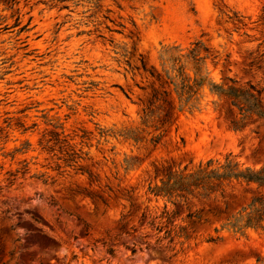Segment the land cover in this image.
<instances>
[{"label":"rangeland","instance_id":"obj_1","mask_svg":"<svg viewBox=\"0 0 264 264\" xmlns=\"http://www.w3.org/2000/svg\"><path fill=\"white\" fill-rule=\"evenodd\" d=\"M263 7L0 0V264H264L260 230L223 226L258 193L254 184L233 181L224 195L175 204L149 192L168 169L210 159L264 167V122L234 124L226 97L211 90L255 85L264 102V69L247 58L264 39L255 28ZM195 42L207 82L180 101L142 63L163 72ZM186 74L196 77L193 63ZM154 89L169 94L146 116Z\"/></svg>","mask_w":264,"mask_h":264},{"label":"trees","instance_id":"obj_2","mask_svg":"<svg viewBox=\"0 0 264 264\" xmlns=\"http://www.w3.org/2000/svg\"><path fill=\"white\" fill-rule=\"evenodd\" d=\"M229 19L237 23L238 29L245 26V18L242 15L234 13ZM256 29L262 28L264 31V7L262 12L255 21ZM246 36L249 34L245 33ZM263 37V35H261ZM256 40H259L257 38ZM253 42V40H250ZM200 43L195 42L194 47L187 54L171 55L170 69H164L158 72L154 66L147 68L143 61L142 68L148 72L151 77H155L161 86H173L175 92L179 96L180 101L189 102L195 97L199 89L206 82L207 77L201 76L200 62L203 57L200 56ZM247 58L251 68L264 69V39L261 40L255 48L248 50ZM193 63L196 77L191 78L186 74V63ZM174 74V75H172ZM199 76V77H197ZM211 90L214 94L224 95L228 101L229 111L234 115L233 123L236 125H246L250 121L264 122V102L261 97L262 89L255 85H249L248 88H238L230 86L222 89L219 85L212 84ZM163 94L168 95L165 89ZM158 90H153L152 98L147 106L143 109L144 114L149 115L155 103L158 102L162 95ZM53 138L47 139L48 145ZM159 138L153 139L154 143H158ZM56 138V144L62 143ZM76 152L71 146L66 150V158L64 159L69 165L76 162ZM233 181L244 182L248 185L254 184L258 193L254 195L251 201L243 206L236 213L229 215L223 226L231 229L235 233H243L248 229L260 230L264 235V167L253 169L251 167H242L241 164L234 160L231 156H227L224 161L210 159L205 163H201L196 169L190 170L185 167L183 170H167L161 178L160 184L149 187V192L155 197H161L166 201L175 204L179 201H187L191 197H209L216 190H220L224 195L225 184ZM167 205L165 206V209ZM145 216V215H143ZM168 223L174 222V213H170L167 209L163 211V215ZM199 218L194 213H189L188 218ZM174 225V224H172ZM172 229L168 230L170 236ZM172 240V238H171Z\"/></svg>","mask_w":264,"mask_h":264}]
</instances>
